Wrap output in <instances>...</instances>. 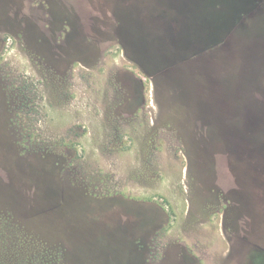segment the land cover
Returning <instances> with one entry per match:
<instances>
[{
	"label": "rangeland",
	"instance_id": "obj_1",
	"mask_svg": "<svg viewBox=\"0 0 264 264\" xmlns=\"http://www.w3.org/2000/svg\"><path fill=\"white\" fill-rule=\"evenodd\" d=\"M218 1L0 0V264H264V0Z\"/></svg>",
	"mask_w": 264,
	"mask_h": 264
},
{
	"label": "trees",
	"instance_id": "obj_2",
	"mask_svg": "<svg viewBox=\"0 0 264 264\" xmlns=\"http://www.w3.org/2000/svg\"><path fill=\"white\" fill-rule=\"evenodd\" d=\"M216 4L217 5L209 7L207 9L209 17L212 18L214 21H218V22H221L223 24L227 23V21H228V20H226L227 14L224 13L226 10L224 12H223V10H224V6L226 7L228 5V0H220ZM213 11H217L218 14H214Z\"/></svg>",
	"mask_w": 264,
	"mask_h": 264
},
{
	"label": "flooded vegetation",
	"instance_id": "obj_3",
	"mask_svg": "<svg viewBox=\"0 0 264 264\" xmlns=\"http://www.w3.org/2000/svg\"><path fill=\"white\" fill-rule=\"evenodd\" d=\"M216 198H217L216 201H219L217 196H216Z\"/></svg>",
	"mask_w": 264,
	"mask_h": 264
}]
</instances>
